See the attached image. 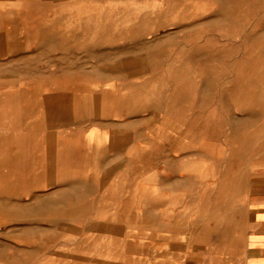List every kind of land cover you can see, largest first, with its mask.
Returning a JSON list of instances; mask_svg holds the SVG:
<instances>
[{"label":"rangeland","instance_id":"374dc122","mask_svg":"<svg viewBox=\"0 0 264 264\" xmlns=\"http://www.w3.org/2000/svg\"><path fill=\"white\" fill-rule=\"evenodd\" d=\"M258 203L264 0H0V264H243Z\"/></svg>","mask_w":264,"mask_h":264},{"label":"crops","instance_id":"0c3cea01","mask_svg":"<svg viewBox=\"0 0 264 264\" xmlns=\"http://www.w3.org/2000/svg\"><path fill=\"white\" fill-rule=\"evenodd\" d=\"M243 264H264V203L254 209Z\"/></svg>","mask_w":264,"mask_h":264},{"label":"bare ground","instance_id":"6f19581e","mask_svg":"<svg viewBox=\"0 0 264 264\" xmlns=\"http://www.w3.org/2000/svg\"><path fill=\"white\" fill-rule=\"evenodd\" d=\"M110 63V62H109ZM115 67V66H114ZM121 68V67H120ZM118 69V68H117ZM121 70H123V69H121ZM116 71V70H115ZM118 71V70H117ZM114 223V222H113Z\"/></svg>","mask_w":264,"mask_h":264}]
</instances>
